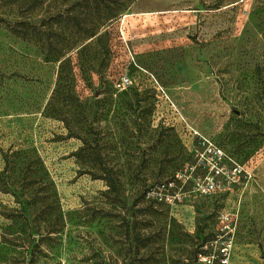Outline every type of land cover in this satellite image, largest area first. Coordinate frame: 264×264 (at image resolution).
Instances as JSON below:
<instances>
[{"label": "rangeland", "instance_id": "374dc122", "mask_svg": "<svg viewBox=\"0 0 264 264\" xmlns=\"http://www.w3.org/2000/svg\"><path fill=\"white\" fill-rule=\"evenodd\" d=\"M77 1L0 0V264H264V0ZM23 20L61 34L64 100ZM208 146L240 178L199 197ZM179 172L177 206L146 197Z\"/></svg>", "mask_w": 264, "mask_h": 264}, {"label": "built area", "instance_id": "2783aa9c", "mask_svg": "<svg viewBox=\"0 0 264 264\" xmlns=\"http://www.w3.org/2000/svg\"><path fill=\"white\" fill-rule=\"evenodd\" d=\"M205 153H208L206 159H202L198 164V167H201L202 170H205V174L202 173L201 176L196 178H191L192 188L190 193H194L199 197H206L213 195L220 191L231 190L233 184L237 183L240 178V170L237 167L233 169H226L222 165L223 156L219 150H215L213 146H208ZM229 175H233L230 177ZM186 176L182 175L180 172L176 173L173 178L165 180L163 182L156 183L148 187L146 191V197L155 201L156 203H161L168 208H173L177 206L182 198V191L184 184L187 180ZM232 222L231 216L227 211L222 212L218 217L217 230L223 232L228 228V225ZM205 245L203 248H207ZM231 248L229 241L223 242L219 248L222 260L224 256L228 253Z\"/></svg>", "mask_w": 264, "mask_h": 264}, {"label": "trees", "instance_id": "16d2710c", "mask_svg": "<svg viewBox=\"0 0 264 264\" xmlns=\"http://www.w3.org/2000/svg\"><path fill=\"white\" fill-rule=\"evenodd\" d=\"M45 0H25V2L28 3L26 7H20V12L22 14V18L24 19V13L29 10H33L37 4H43ZM129 2V0H128ZM101 4L107 5L106 0H81L74 3L73 6L77 7H87L90 11H93L94 8L98 12L101 11ZM120 9V8H119ZM118 9V10H119ZM115 11H110V15H106L107 19H112L115 17L114 13ZM7 28L9 31L21 38V39H35L38 42H41L44 46V60L47 62H56L58 63V70H57V77H56V86L54 90V97L58 98V100H64L65 97V90L63 82L65 79V76L68 74V72H71V59L69 57H66L64 53V48L60 46L58 43L60 42L59 38L61 37V34L59 31L54 30L52 26H46V24L43 22L40 23H30L26 20L18 21L14 23H7ZM87 38L95 36V33L91 30L87 32ZM77 45L75 44H69L67 45V48L72 50H76ZM84 49V46L80 47L79 51L77 50L78 56L81 55L82 51ZM83 144H86L83 142ZM80 151H84V148H81ZM103 180L108 184V186L111 188L113 185L109 181V179Z\"/></svg>", "mask_w": 264, "mask_h": 264}]
</instances>
